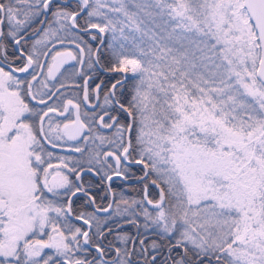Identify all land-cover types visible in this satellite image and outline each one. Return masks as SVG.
<instances>
[{
    "label": "snow or ice",
    "instance_id": "1",
    "mask_svg": "<svg viewBox=\"0 0 264 264\" xmlns=\"http://www.w3.org/2000/svg\"><path fill=\"white\" fill-rule=\"evenodd\" d=\"M133 166L143 199L100 206L86 177L111 192ZM140 217L160 242L123 230ZM137 244L264 264V0H0V264H140Z\"/></svg>",
    "mask_w": 264,
    "mask_h": 264
},
{
    "label": "flooded vegetation",
    "instance_id": "2",
    "mask_svg": "<svg viewBox=\"0 0 264 264\" xmlns=\"http://www.w3.org/2000/svg\"><path fill=\"white\" fill-rule=\"evenodd\" d=\"M72 1H74V0H70L68 2L70 3ZM100 78L101 79H107V75L101 74ZM97 82H99V81H97ZM62 91L66 92V96L68 98H73L77 89L70 88V89H66V90H62ZM101 103H102V100H101ZM73 118L74 117H69L68 119H66L63 116L53 115V119L56 122L60 123L61 126H63L64 123H69L70 119H73ZM61 143H63V142H61ZM73 143H74L73 141H67L66 143H64L63 147H58L56 149H51L50 146H48L49 150L54 152V158H53L52 162L54 164L58 163V161L55 159V156L72 155V156L79 157L80 154L73 153V152H70L68 150V145H71ZM81 146L85 147L86 151H87V149L94 147V145L91 142H89L87 145H81ZM60 148H62V150ZM140 175H142V173L139 171V168L136 166H133L130 173H129L128 179H126V180L119 179V178L114 179V181L112 183V191L111 192H108L106 190V186L104 184L100 183L99 177H86V179H88L89 182L91 183V185H92L91 192L96 196L97 202L99 203V205L102 207H106L107 204L110 203V201H111V203L114 200L118 201L121 199V197H123L124 199H127L129 201L143 199V184L139 180ZM150 191H152V189H150ZM113 207H115V203H113ZM121 207L123 208L124 206L121 205ZM101 215L107 216L108 214H101ZM111 218L119 220L120 218H125V217L116 216L113 213ZM139 219L141 222V228H140L139 233H137V230L130 225H129L128 229L124 228L123 230L125 232H127L128 234H130L131 236L135 237L136 239L144 238L146 240V242L147 241L151 242V240L149 239L150 238L149 237L150 230H148V229L145 230L142 226L143 225V218L140 217ZM122 223H123V221L120 222V224H122ZM109 225L113 227L114 231L111 235H109L108 239L110 241H112L114 244H116L117 246H121L120 241L116 238V235H117V232L119 231V229L116 228V224L114 225L112 223H109ZM124 226H128V225L125 224ZM153 239H152V241H153ZM154 240L157 241V239H154ZM131 246L132 245L130 243L129 247H131ZM136 247H137L136 260L140 261V264H142L140 253L138 251L139 245L137 244ZM165 252H166V250H165ZM160 258L161 259L163 258V253H162Z\"/></svg>",
    "mask_w": 264,
    "mask_h": 264
},
{
    "label": "trees",
    "instance_id": "3",
    "mask_svg": "<svg viewBox=\"0 0 264 264\" xmlns=\"http://www.w3.org/2000/svg\"><path fill=\"white\" fill-rule=\"evenodd\" d=\"M70 4H74V1L70 2ZM97 203H98V202H97ZM98 204H99V203H98ZM88 210L91 211L92 209L89 208ZM102 216H105V217H106V215H102ZM124 219H125V218H120L119 220H116V219H112V218H111V219H109L108 224H109V223H112V224L115 225V224H117V223H120V222L124 221ZM128 227H129V225H128V226H124L125 229H128ZM149 237H150L149 239H150L151 241H152L153 238L156 237V238H157V241L160 242V238H159V236H158L156 233L152 232V231H150V233H149ZM150 243H151L150 241H147V242H146V244H150ZM161 243L166 244V242H161ZM121 247H123V245H121ZM165 250H166V248H165ZM93 254H95V253H93Z\"/></svg>",
    "mask_w": 264,
    "mask_h": 264
},
{
    "label": "rangeland",
    "instance_id": "4",
    "mask_svg": "<svg viewBox=\"0 0 264 264\" xmlns=\"http://www.w3.org/2000/svg\"><path fill=\"white\" fill-rule=\"evenodd\" d=\"M145 230H146V229H145ZM148 230H150V231H152V232H154V233L157 234V230L154 229V228H152V227H149ZM154 239H157V238H154ZM154 239H153V240H154ZM151 242H152V241H151Z\"/></svg>",
    "mask_w": 264,
    "mask_h": 264
},
{
    "label": "water",
    "instance_id": "5",
    "mask_svg": "<svg viewBox=\"0 0 264 264\" xmlns=\"http://www.w3.org/2000/svg\"><path fill=\"white\" fill-rule=\"evenodd\" d=\"M68 1H70V0H68ZM61 150H62V148H60ZM66 150V149H65ZM110 203H111V201H110ZM123 224V223H122Z\"/></svg>",
    "mask_w": 264,
    "mask_h": 264
}]
</instances>
